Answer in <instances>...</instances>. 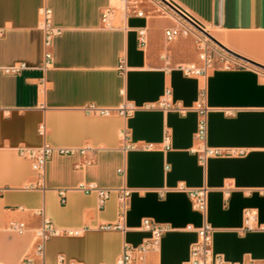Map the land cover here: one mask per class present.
Wrapping results in <instances>:
<instances>
[{
  "label": "crops",
  "instance_id": "1",
  "mask_svg": "<svg viewBox=\"0 0 264 264\" xmlns=\"http://www.w3.org/2000/svg\"><path fill=\"white\" fill-rule=\"evenodd\" d=\"M168 1L264 66V0ZM44 7L61 28L50 46ZM187 23L161 0H128L126 11L113 0H0V264H118L125 247L135 264H187L204 215L180 187L204 185L213 254L264 264V67L224 50L206 76L187 75L184 65L203 64L197 28L166 37ZM15 65L25 66L11 71ZM164 100L189 110L163 109ZM122 104L135 109L121 114ZM199 104L208 108L206 144L222 151L205 164L195 136ZM43 145L73 152L55 150L41 174L19 149ZM91 183L109 190L102 204L83 189ZM45 219L57 232L40 252ZM144 219L166 230L140 252L152 237Z\"/></svg>",
  "mask_w": 264,
  "mask_h": 264
},
{
  "label": "built area",
  "instance_id": "2",
  "mask_svg": "<svg viewBox=\"0 0 264 264\" xmlns=\"http://www.w3.org/2000/svg\"><path fill=\"white\" fill-rule=\"evenodd\" d=\"M123 4V9L126 11V7L128 4V0H120ZM179 6V5H178ZM180 7V6H179ZM181 8V7H180ZM182 9V13L189 17L192 16L185 9ZM112 10L106 9L103 12L102 19L105 23L109 24L110 14ZM138 15H142L141 11H137ZM42 29L45 33V44L50 46L53 38L61 32V28L54 26L52 24V9L49 7H44L42 9ZM194 26L189 24V26L178 27V28H170L166 30V37L168 40H172L177 37L179 34L183 33L184 35H188L193 33L192 29ZM196 29V28H195ZM198 30V29H196ZM140 41L141 43H146V31L141 29L139 31ZM196 42L198 44V48L200 50V58L203 61L201 66H197L195 64H187L182 67L183 71L187 75H201L206 76L209 69L213 66L214 57L218 54L222 59L226 58V53L224 50L213 47L207 38H203L202 36L196 33ZM47 57L50 58L51 54L47 53ZM237 64V63H235ZM25 65L20 66H12L10 67L11 71H18L23 68ZM170 94V90L166 91V95ZM163 109H175L182 113H185L189 110L188 107L177 105L170 103L168 100H164L160 105ZM135 107L131 104H122L117 108V111L121 114L131 113ZM197 109L200 113V119L198 122V127L196 130V139L201 142L200 148V160L203 164L206 163V160L211 155H220L222 151L218 149H212L207 146L206 140L208 135V120H207V112L208 108L202 104H199ZM88 111H98L102 114H108L112 109L106 107H97L94 105H90L87 107ZM45 127L42 126L40 129L41 133H44ZM166 141L169 142V135H166ZM57 150L61 154L72 153V149L66 148H58L55 149L50 145H43L40 147H20V154L27 156L32 160L33 168L38 172L43 174L47 161L51 157L52 153ZM85 148L81 149V152H85ZM85 191H97L99 195L100 204H102L109 196V190L99 187L95 183H91L87 186H82ZM180 189H185L188 191L190 197L193 200L194 207L199 210L204 215L203 224L198 228V239L192 245L190 250V260L187 264H227V262L220 255H214L212 252V226L208 222L206 218L207 208H208V191L209 188L204 185L198 188H185L180 187ZM6 190V187L0 186V194H2ZM62 201L64 202V192H60ZM130 195V189L123 186L120 188L119 199L122 204L123 210H125L128 196ZM143 227L146 230H149L152 234L150 240L144 241V243L138 248V251L144 252L150 248L156 247L159 239L164 234L166 227L162 224L156 223L150 219H144ZM12 228L18 231H22L24 229L23 223H13ZM56 229H54L51 221L49 219H45L43 225L37 231L38 236L42 240V243L39 245L38 249L40 252L43 250V242L48 239L52 234L56 233ZM133 249L125 247L122 256L120 257L118 264H135L133 262Z\"/></svg>",
  "mask_w": 264,
  "mask_h": 264
},
{
  "label": "water",
  "instance_id": "3",
  "mask_svg": "<svg viewBox=\"0 0 264 264\" xmlns=\"http://www.w3.org/2000/svg\"><path fill=\"white\" fill-rule=\"evenodd\" d=\"M162 2H164L166 5H168L171 9H173L175 12H177L181 17H183L185 20H187L189 23H191L195 28H197L199 31H201L205 36L209 37L212 41H214L217 45H219L221 48H223L224 50L228 51L229 53L243 58L255 65L264 67L262 65H259L258 63H255L249 59H246L245 57H242L236 53H234L233 51H231L230 49H228L227 47H225L220 41H218L212 34H210L200 23L199 21L193 17V16H186L184 13H182V9L174 2L168 1V0H161Z\"/></svg>",
  "mask_w": 264,
  "mask_h": 264
},
{
  "label": "rangeland",
  "instance_id": "4",
  "mask_svg": "<svg viewBox=\"0 0 264 264\" xmlns=\"http://www.w3.org/2000/svg\"><path fill=\"white\" fill-rule=\"evenodd\" d=\"M113 4H114V6H116L117 8H119V9H123V4H122V2L120 1V0H113ZM187 25H189L188 23H187ZM194 28V27H193ZM195 29V28H194ZM210 34H212L213 36L215 35L216 37H218V35H217V33H215L213 30H211L210 28H205ZM196 31V33L198 34V35H200V36H202L203 38H207L208 40H209V42H210V44L213 46V47H218V48H220V49H222V50H224L223 48H221L219 45H217L214 41H212L209 37H207V36H205L201 31H199V30H195Z\"/></svg>",
  "mask_w": 264,
  "mask_h": 264
},
{
  "label": "bare ground",
  "instance_id": "5",
  "mask_svg": "<svg viewBox=\"0 0 264 264\" xmlns=\"http://www.w3.org/2000/svg\"><path fill=\"white\" fill-rule=\"evenodd\" d=\"M214 37H216L215 35H214ZM217 38V37H216Z\"/></svg>",
  "mask_w": 264,
  "mask_h": 264
}]
</instances>
